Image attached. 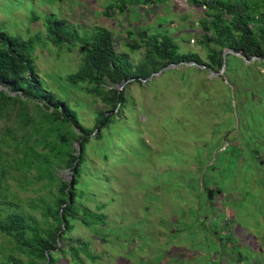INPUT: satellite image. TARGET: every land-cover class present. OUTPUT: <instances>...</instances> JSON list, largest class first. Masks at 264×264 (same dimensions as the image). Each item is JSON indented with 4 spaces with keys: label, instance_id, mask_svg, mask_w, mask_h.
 Returning a JSON list of instances; mask_svg holds the SVG:
<instances>
[{
    "label": "rangeland",
    "instance_id": "obj_1",
    "mask_svg": "<svg viewBox=\"0 0 264 264\" xmlns=\"http://www.w3.org/2000/svg\"><path fill=\"white\" fill-rule=\"evenodd\" d=\"M106 2L0 0V29L44 39L40 16L55 13L77 25L80 34L94 26L107 28L116 48L128 51L133 64L142 57L144 46L128 50L126 29L165 31L180 51L194 50L203 57V49L195 42L200 9L184 0L150 6L135 2L122 12L112 9L106 16L102 13ZM34 15L38 16L33 20ZM32 57L37 77L52 94L71 105L83 101L74 109L81 124L92 127L93 112L105 109L104 105L64 81L65 74L74 71L80 61L77 47L68 51L49 41L39 42ZM188 66L165 68L142 85L134 80L117 85L126 91L125 107L118 114L111 112L115 120L102 129L103 139L108 140L113 131L115 142L104 141L98 147L109 154L106 161H101L90 143L87 163L97 172L80 176L79 200L90 209L105 204L104 238L101 232L92 233L75 223L65 239L73 245L88 241L87 250L95 257L78 252L83 264H264V99H258L263 114L256 124L251 123V112L244 119L238 106V115L234 109L227 129L215 125L229 115L218 111L217 94L223 88L215 84L214 105L202 106L205 92H197L198 81L216 75L198 73ZM184 75L189 82H183ZM28 113L32 114L31 107ZM16 120L14 109L0 116V218L15 211L33 217L44 228L41 207L51 204L54 187L49 188L45 179L35 180L33 170L23 174L14 168V142L7 145L9 138L1 136L6 128L17 127ZM251 130L259 134H250L248 141L251 147L257 146L258 160L244 149ZM17 131L19 139L22 131ZM55 174L70 178L66 168H56ZM204 186L214 189L211 199L205 197ZM8 254L6 238L0 236V259ZM61 257L55 264H73L68 254Z\"/></svg>",
    "mask_w": 264,
    "mask_h": 264
},
{
    "label": "trees",
    "instance_id": "obj_2",
    "mask_svg": "<svg viewBox=\"0 0 264 264\" xmlns=\"http://www.w3.org/2000/svg\"><path fill=\"white\" fill-rule=\"evenodd\" d=\"M166 1L168 0H107L102 13L109 16L112 9L122 12L127 4L135 2L150 6ZM184 1L201 10L196 18L199 34L195 42L203 49V57L194 50L180 51L178 43L165 31L126 29L125 38L130 40L128 50L144 46L142 57L133 64L128 58V51L116 48L112 32L107 28L94 26L92 30H84L80 34L76 30L77 25L66 22L55 13L40 16L45 31L44 39L37 34L24 37L0 29V116H7L14 109L17 118V127L14 130L6 128L1 139L8 137L10 141L7 145L14 142L16 170L23 174L33 170L35 180L45 179L49 188L54 187L51 204L41 207L44 228L33 217L15 211L0 218V236L5 237L9 245L8 257L1 258L0 264H55L65 254L69 255L73 264H83V260L77 255L80 251L89 258L95 257L87 250L88 241L82 240L73 245L65 242V239L75 223L92 233L101 232V237L104 236L105 229L102 226L106 224V215L102 209L105 204L97 203L95 209H90L79 200L82 195L80 176L89 171L97 172L87 163V148L90 143L94 144L97 155L102 159L100 160H107L108 153L98 151V147L104 141H115L113 131L109 132L108 140L103 139L102 129L115 120L114 113L111 112L118 114L125 107L126 91L118 89L117 85L127 78L132 77L137 84L142 85L151 72L158 71L168 63L194 61L204 65V68L192 64L186 68L198 73H209V69L218 72L224 62L222 73L198 81L197 92H205L200 104L208 105L209 108L214 105L212 90L218 83L217 86L223 88L217 94L218 111L229 115L215 125H224L227 129L233 119L234 109L238 115V106L244 111V119L251 112V123L258 122L263 114L257 104L258 99H264V72H260L255 64L264 69V0ZM37 16L34 15L32 19ZM160 24L161 22L157 23ZM45 41L57 47L64 46L68 51L75 45L81 53L77 68L66 73L64 81L74 88L80 87L84 94L99 99L104 105L105 109L93 112L92 127L82 125L74 109L75 105L83 103L81 99L71 105L66 99L52 94L37 77L32 50L39 42L44 44ZM225 48L246 58H255L246 63L240 56L226 53L223 61L222 52ZM182 80L184 83L189 82L185 75ZM224 94L228 96L224 98ZM232 98L235 99L234 103ZM29 105L32 114L28 113ZM17 130L22 131L19 132V139L16 138ZM248 134L244 149L248 156L258 160L261 157L259 150L257 146L251 147L249 140L250 134H259L254 130ZM76 142L79 144V152L74 145ZM208 159L209 154L204 163ZM56 168H66L71 178L64 180L57 176ZM203 190L205 197L211 199L214 189L204 186ZM57 253L61 256H55Z\"/></svg>",
    "mask_w": 264,
    "mask_h": 264
},
{
    "label": "water",
    "instance_id": "obj_3",
    "mask_svg": "<svg viewBox=\"0 0 264 264\" xmlns=\"http://www.w3.org/2000/svg\"><path fill=\"white\" fill-rule=\"evenodd\" d=\"M80 50H82V46H80ZM226 53H232V54L238 55V56H240V57L242 58V60H243L244 62H246V63L252 61V60L255 58V56H251L250 58H246L244 55H242V54H240V53H238V52H236V51H233V50L230 49V48H225V49L223 50V52H222V60H223V61H224V56H225ZM179 64H186V65H190V64H192V65L198 66V67H200V68H204V65H199V64L195 63L194 61H191V62L182 61V62H178V63H168L167 65L161 67L158 71L151 72V73L146 77V79L151 78L153 75L157 74L158 72H160L161 70H163V69H165V68L176 67V66L179 65ZM223 70H224V62L222 63V66H221V68H220V70H219L218 72H214V71H212L211 69H209V74H211V75L220 74V73L223 72ZM130 80H133V78H132V77H129V78H127L125 81H122L121 83H124V82L130 81ZM121 83H120V84H121ZM0 87H2V86L0 85ZM74 145H75L77 151L79 152L80 148H79V144H78V142H76ZM69 177L71 178L70 175H69Z\"/></svg>",
    "mask_w": 264,
    "mask_h": 264
}]
</instances>
